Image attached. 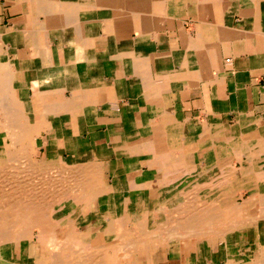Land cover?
<instances>
[{
    "label": "crops",
    "instance_id": "0c3cea01",
    "mask_svg": "<svg viewBox=\"0 0 264 264\" xmlns=\"http://www.w3.org/2000/svg\"><path fill=\"white\" fill-rule=\"evenodd\" d=\"M19 146L87 180L77 238L147 241L137 264L254 257L264 219L230 242L181 222L264 194V0H0V168Z\"/></svg>",
    "mask_w": 264,
    "mask_h": 264
},
{
    "label": "bare ground",
    "instance_id": "6f19581e",
    "mask_svg": "<svg viewBox=\"0 0 264 264\" xmlns=\"http://www.w3.org/2000/svg\"><path fill=\"white\" fill-rule=\"evenodd\" d=\"M19 147L20 148L16 150H12L13 148L10 147L7 155L10 160L9 163L13 161L16 162L13 164L14 166L11 165L10 167L13 168L12 170H17L18 172H0V264H30V261L28 260H17V257H14L13 242L25 241L31 234L33 236L35 231L41 241L44 240L47 242L48 254L45 261L40 260V255L34 256L32 264H137L134 255L138 250L144 248L147 250L149 248L147 241H134L127 244L125 243L126 239H121V237L120 239L117 238L115 241L109 243H106L108 240L105 241L100 238L101 236L98 237L96 235H92L90 238L86 235L77 238L76 233L74 232L75 226L73 225V222H70L72 221L71 217L74 212L72 210V204L75 200H81L83 199V196L85 197L86 193L83 194L86 190L85 186L87 185V180L85 178L76 176V173L74 175L69 172V174H59V177L57 176L58 178H56V180L53 179V182L47 181V186H43L44 182L42 183L43 189L41 190V187L38 189L34 187L33 183L34 175L37 172H35L33 178H31L30 175H27V173L24 175L19 172L21 169L25 171H30L29 169H38L29 163L26 150H24L25 148L22 147L21 149V146ZM2 165H6L5 161L4 163L2 162ZM8 169L10 168L7 167V170ZM39 178L41 179V177ZM36 179L38 178L36 177ZM95 179L98 180L97 178H93V182H96ZM49 187H51V189ZM64 208L70 209L68 215L66 214L67 216L62 212ZM218 208L219 212H217V221L212 220V222L209 220L211 216L210 214H207V217L205 216L203 221L198 222V219L194 218L190 213L189 219H186L185 217L184 222L180 221L182 226L181 231L185 234L187 233L190 237H199L200 235H206L207 233L211 234L210 236H212V234H220V236L226 241L230 238V234L234 232L237 233L238 230L256 223L258 219H264V194L252 193L251 198L242 204L235 205V207H230L229 205ZM179 212L181 213V211ZM197 214L200 213L198 212ZM214 217H216V214L213 213L212 218ZM63 218H66L68 221V226L64 229L61 228L60 225L62 220H64ZM176 226H178V224ZM164 233L166 234V231ZM228 241L230 242V240ZM263 248L264 247H261L257 252L258 258L250 263L245 262L239 257V255H236L228 260V264H264ZM150 252L151 251L148 249V253ZM144 264L149 263L146 262Z\"/></svg>",
    "mask_w": 264,
    "mask_h": 264
},
{
    "label": "rangeland",
    "instance_id": "374dc122",
    "mask_svg": "<svg viewBox=\"0 0 264 264\" xmlns=\"http://www.w3.org/2000/svg\"><path fill=\"white\" fill-rule=\"evenodd\" d=\"M14 163H16V162L13 161V162H10L9 164L2 165V167L0 168V172H5V173H12V172H14V173H17L18 172L17 170H16L17 171L16 172L15 170H12L13 168L10 167ZM7 167H9L10 169L7 170ZM3 169L6 170V171H4ZM29 170L30 171H27L26 170L27 171L26 172L25 170L21 169L19 172H21V174H24V175L27 173V175H30L31 178H33V175L35 174V172L39 173V174L36 173L35 174L36 176L34 175V179H33L34 182L33 183H34V187H36L38 189L41 187L40 188L41 190L43 189V186H47V184H46L47 181L53 182L54 180H56V178L59 177L58 175H56L53 178L50 176V177L47 178L48 179L47 180L46 177L43 176L44 175V172L41 171L40 169H37V170L29 169ZM38 170H40V171H38ZM69 173L67 172V174H69ZM62 174H66V172L65 173L62 172ZM36 177L38 179H36ZM39 177H41L42 180ZM39 179H40V181H39ZM42 183H44L43 186H42ZM49 188L51 189V187H49ZM239 197H240L239 201L241 203H237L238 205L246 202V200H245L246 196L243 197V195H241ZM249 198H251L250 194H249ZM69 210L70 209L67 208V210L64 209L62 212H63V214L65 213L64 215H66V214L68 215ZM63 219L64 220H62V227L64 229L67 226V219L66 218H63ZM80 227H86V226H84V224H82V225H80ZM248 228H251V226L246 227V229H248ZM253 229L255 230V236H257L259 234V232H260V234H262L264 232V226H258L257 227V224H255V227ZM79 231H81V230H79ZM242 231H239V234L240 235H242ZM36 234H37V232L35 231L34 235L32 236V234H31L27 240H25V241H16V242L14 241L13 242V254H14V257H17L16 258L17 260H19V259H21L22 261H24V260L27 261L28 260V261H30V264H32V260H33L34 256H36V255H40V260L41 261H45L47 259V254H48V246L46 244L47 242H45L44 240L41 241ZM108 241H111V240H108ZM106 243H109V242H106ZM247 245L248 244H244V246L242 247V244H240V247L239 248L240 249L242 248L241 250L246 249L247 248ZM255 254H254V257L253 256L251 257V255H249V256H246V258H244L243 260L245 262L250 263L253 260H256L258 258V254L256 252H255ZM139 258H141V256ZM131 260H133V259H131Z\"/></svg>",
    "mask_w": 264,
    "mask_h": 264
}]
</instances>
